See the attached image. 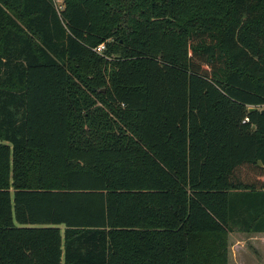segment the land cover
<instances>
[{
	"label": "trees",
	"instance_id": "1",
	"mask_svg": "<svg viewBox=\"0 0 264 264\" xmlns=\"http://www.w3.org/2000/svg\"><path fill=\"white\" fill-rule=\"evenodd\" d=\"M261 109L264 0H0V264H228Z\"/></svg>",
	"mask_w": 264,
	"mask_h": 264
},
{
	"label": "crops",
	"instance_id": "2",
	"mask_svg": "<svg viewBox=\"0 0 264 264\" xmlns=\"http://www.w3.org/2000/svg\"><path fill=\"white\" fill-rule=\"evenodd\" d=\"M246 233V261L243 262L242 254L238 252L239 255H233L234 264H264V232H245ZM250 241L253 248L250 249ZM230 254L228 255V264H230Z\"/></svg>",
	"mask_w": 264,
	"mask_h": 264
},
{
	"label": "rangeland",
	"instance_id": "3",
	"mask_svg": "<svg viewBox=\"0 0 264 264\" xmlns=\"http://www.w3.org/2000/svg\"><path fill=\"white\" fill-rule=\"evenodd\" d=\"M56 5L62 6V0H54ZM103 50V49H102ZM104 91V90H103ZM246 233L241 231H233L228 233V255L230 254V264H234L233 255H239L238 252L242 254L243 262L246 261V251H247V243L245 240ZM252 243L250 241V249H252ZM245 263V262H244ZM262 264V263H257Z\"/></svg>",
	"mask_w": 264,
	"mask_h": 264
},
{
	"label": "built area",
	"instance_id": "4",
	"mask_svg": "<svg viewBox=\"0 0 264 264\" xmlns=\"http://www.w3.org/2000/svg\"><path fill=\"white\" fill-rule=\"evenodd\" d=\"M56 6H57L58 8H61V5H56ZM102 49H104V44H100V45H98V46L95 48V50H96L97 52H101ZM247 120H248V118L245 117L243 121H247Z\"/></svg>",
	"mask_w": 264,
	"mask_h": 264
},
{
	"label": "water",
	"instance_id": "5",
	"mask_svg": "<svg viewBox=\"0 0 264 264\" xmlns=\"http://www.w3.org/2000/svg\"><path fill=\"white\" fill-rule=\"evenodd\" d=\"M253 108H249V110H252ZM261 111L264 113V109H261ZM258 165L261 166L262 165V162L260 160H258Z\"/></svg>",
	"mask_w": 264,
	"mask_h": 264
}]
</instances>
